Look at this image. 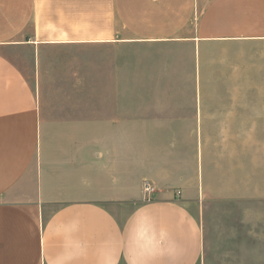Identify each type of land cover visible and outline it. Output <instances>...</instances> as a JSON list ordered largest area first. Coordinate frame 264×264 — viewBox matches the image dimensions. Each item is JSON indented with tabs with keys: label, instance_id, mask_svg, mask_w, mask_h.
<instances>
[{
	"label": "crops",
	"instance_id": "0c3cea01",
	"mask_svg": "<svg viewBox=\"0 0 264 264\" xmlns=\"http://www.w3.org/2000/svg\"><path fill=\"white\" fill-rule=\"evenodd\" d=\"M212 61L264 82V0H0V264H264V91Z\"/></svg>",
	"mask_w": 264,
	"mask_h": 264
},
{
	"label": "rangeland",
	"instance_id": "374dc122",
	"mask_svg": "<svg viewBox=\"0 0 264 264\" xmlns=\"http://www.w3.org/2000/svg\"><path fill=\"white\" fill-rule=\"evenodd\" d=\"M250 71H258L261 68H252V67H247ZM239 68L237 66H223V67H217L215 66V61H212L211 64H208V66L203 70V74L207 75V81L204 83H199V89L207 92H213V91H236V90H245V91H250V90H256V91H264V82H230V81H225V82H216V74H219L221 72H233L237 71ZM257 73V72H256ZM253 78V77H251ZM193 89V88H192ZM207 101H216L215 99H207ZM210 135L214 134L215 132H209ZM257 138H264V132H256ZM215 137V136H214ZM230 218V217H229ZM225 224L228 225V229L230 230V225H231V220H226ZM224 235L225 237L228 236ZM249 235L247 234L246 228L239 226L238 233L236 235H230L228 237V242L223 248L219 249H224V250H231L232 248V242H238V246L234 249L236 251H241V250H248V248L251 247V242L249 241ZM239 259H227V260H221L218 258H213L210 259V261L207 264H251L253 261L247 259L246 257H238Z\"/></svg>",
	"mask_w": 264,
	"mask_h": 264
},
{
	"label": "built area",
	"instance_id": "2783aa9c",
	"mask_svg": "<svg viewBox=\"0 0 264 264\" xmlns=\"http://www.w3.org/2000/svg\"><path fill=\"white\" fill-rule=\"evenodd\" d=\"M152 191H153V188L147 182H145L144 183V193H145V195L151 194ZM178 194L179 193L177 192V195Z\"/></svg>",
	"mask_w": 264,
	"mask_h": 264
}]
</instances>
